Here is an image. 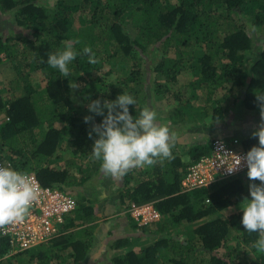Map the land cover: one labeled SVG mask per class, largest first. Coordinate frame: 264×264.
<instances>
[{
    "label": "trees",
    "instance_id": "trees-1",
    "mask_svg": "<svg viewBox=\"0 0 264 264\" xmlns=\"http://www.w3.org/2000/svg\"><path fill=\"white\" fill-rule=\"evenodd\" d=\"M87 1L90 0H56L50 17V9L39 0H0V16L13 9L16 25L27 30L20 36L27 46L22 52L18 77L23 81L32 75L43 82L41 88H35L16 77L9 85L13 89L21 83V92L13 96L0 91V116L8 118L0 120L1 162L8 152L13 169L33 173L44 187L69 193L65 186L82 185L85 179L70 176L68 167H52L48 163L63 157L66 149L78 160L92 158L96 137L95 133L89 137L92 122L86 124L83 118L90 115L98 124L103 117L89 112L86 105L91 100H115L124 92L132 95L138 105L149 97L150 88L145 82L151 78L144 79L140 62L147 50L161 56L152 70L144 69V74L161 73L164 82L173 83L178 74L193 69L197 63L201 77L208 83L223 85L229 81L225 85L228 99L234 103L239 99L247 110L257 109L256 94H264V44L249 63L245 53L253 50L257 41H264V0H175L170 8L165 7L164 0H98L88 9ZM246 8L247 13L243 11ZM76 16L86 17L85 25L77 31L69 30ZM247 24L259 28L261 37L253 40L245 28ZM70 42L77 51L90 46L98 63L91 65L86 56L78 55L69 65L71 75L64 78L46 61L49 53L62 50L61 45L65 47ZM6 43L0 34V63L2 55L13 57ZM170 51L173 56L168 57ZM198 81L196 78L194 83ZM69 82H75L77 87L71 88ZM129 112L135 115V106L129 105ZM253 145H258V138L249 134L243 138L241 149L247 152ZM209 146H193L190 159L209 154ZM172 156L123 176L117 201L120 207L132 201L138 205L151 202L160 219L174 227L191 224L189 238L178 237L179 231L174 228L170 234L165 226H158L149 233L155 237L154 242L139 249L125 245L123 253L111 258V264H264V253L253 246L259 235L244 231L242 212L226 219L222 215L244 194L250 197L249 185L244 186L240 177H234L182 191L180 180L188 163L176 151ZM99 165L97 161L94 170ZM233 195L236 200H232ZM97 218L93 206L77 204L64 216L52 239L16 251L10 261L19 260L25 253L36 264H56L67 253L75 262L85 261L98 232ZM137 224L135 220L132 226ZM231 229L237 230L238 238L233 246L226 243ZM112 240L114 247L126 243L124 236H114ZM249 251L254 254L250 261L246 258ZM9 252V241L0 236V259ZM21 262L14 264H24Z\"/></svg>",
    "mask_w": 264,
    "mask_h": 264
},
{
    "label": "rangeland",
    "instance_id": "rangeland-1",
    "mask_svg": "<svg viewBox=\"0 0 264 264\" xmlns=\"http://www.w3.org/2000/svg\"><path fill=\"white\" fill-rule=\"evenodd\" d=\"M44 6H47L50 10L48 16H53L54 10L51 8L54 6L56 0H39ZM98 0H90L86 2V7L93 8ZM106 1V0H105ZM175 3V0H164L165 7L170 8ZM246 9H243L244 12ZM86 15V14H85ZM84 15V16H85ZM16 12L11 9L5 11L0 16V34L6 38L8 45V52L13 57L8 55H2V62L0 63V91L6 94H17L21 92L23 81L31 83L35 88H41L43 82L39 79H34L32 75L28 76L26 80H21L18 76L19 67L21 64L22 52L26 49V44L20 40L21 35H25L27 30L25 28L16 25L15 17ZM85 18L74 17L68 27L69 30L77 31L80 27L85 25ZM247 19V18H246ZM246 30L253 40L261 37V30L259 28H253L249 24L246 25ZM130 30V28L128 27ZM63 34V32H62ZM65 36V34H64ZM64 36H61V40ZM69 36V35H68ZM264 41H257L253 50H249L245 54L246 63H249L253 57L258 55V50L263 46ZM64 48V45H61ZM168 57L173 56L171 51ZM143 59H140L142 64V71L144 79L151 78L150 82H145L146 87L150 88L149 97L145 100L142 99L138 105H136L135 112L138 114L142 106H147L156 111L158 115V121L166 124L171 133H174V141L171 151H176L181 159L185 163H191L189 151L196 144L206 143L209 145L211 140L215 137H222L233 143L234 146L241 148V142L245 136L252 134V132L259 127L261 123L260 108L257 106L255 110H247L241 101L227 98L225 93V85L229 81L225 80L223 85L219 83L217 85L208 83L201 77L199 65L194 63L193 69H185L178 76L176 80L171 82H164V75L157 72L148 71L144 74V69H151L155 67L157 63V57L161 56V53H152L151 50H147L142 53ZM154 60V61H151ZM147 75V76H145ZM21 82L13 86V89L9 85V81L16 78ZM198 78V82L194 83V80ZM231 82V81H230ZM230 84V83H229ZM12 89V90H10ZM10 92V93H9ZM238 90H236V95ZM148 100V102H147ZM73 101L77 104V99L73 95ZM237 104V105H236ZM236 105V106H235ZM167 110L176 112V115L172 114V119L163 115V111ZM214 115V117H212ZM8 120L7 117L1 115L0 120ZM174 122V124H173ZM178 124V125H176ZM173 126V127H172ZM174 129H172V128ZM172 129V130H171ZM4 162L6 165H10V154L4 153ZM52 167H68L70 170V176L74 175L76 178L85 179L82 185L65 186V190H69L72 198L77 204L93 206L97 213L98 229L94 241L89 248V256L85 261L75 262L71 256L67 253L62 260L56 264H111V258L118 253H123L125 245L135 249H139L148 242H154L156 239L153 236H149V233L154 231L158 226L164 227L170 234L173 233V228L179 232L176 235L180 238H189V231L192 225L182 224V226L174 227L169 224L165 219L161 218L151 224H142L141 221H137V225L130 231L124 228L125 220L133 221L130 213V204L120 207L118 201H112L115 199L116 193L120 190L122 184V178L119 180H113L106 178L101 172L100 168L95 167L97 161L93 158H83L78 160L77 157H72L69 150H64L63 157L55 160H51L48 163ZM8 166V165H7ZM142 167L143 169L146 168ZM152 167V166H151ZM245 172H241L236 178L242 179L244 186L249 185V181ZM72 178H67V180ZM117 198V197H116ZM232 200H236L237 196L233 195ZM246 194L240 200L234 201V203L225 211H223V218L226 219L230 214L240 212V203ZM133 202V201H132ZM134 204H136L134 202ZM144 204H153L151 202ZM76 208V207H75ZM131 222L130 224H133ZM186 225V226H185ZM184 226V227H183ZM114 236H124L126 243L119 247H114ZM128 237V238H127ZM238 241L237 230L231 229L227 236V245L233 246ZM248 248V247H247ZM251 250V248H248ZM224 250V248H222ZM32 251V250H31ZM16 250L11 249V252L7 253L0 259V264H14L19 260L24 264H36L29 260V254L25 253L19 260L14 259L11 262V255ZM30 252V250L28 251ZM254 257L253 252L249 251L247 254V260ZM54 263V262H52Z\"/></svg>",
    "mask_w": 264,
    "mask_h": 264
},
{
    "label": "clouds",
    "instance_id": "clouds-1",
    "mask_svg": "<svg viewBox=\"0 0 264 264\" xmlns=\"http://www.w3.org/2000/svg\"><path fill=\"white\" fill-rule=\"evenodd\" d=\"M78 55L86 56L91 65L98 63L90 46L77 51L71 42L62 50L49 53L46 62L61 77L68 78L71 75L69 65ZM69 83L71 88L77 87L75 82ZM256 98L261 123L252 135L258 138V145L250 147L244 156H236L235 164L228 170L230 173L238 171L242 161L247 167L250 199L244 198L240 203L241 224L249 234L258 233L259 238L253 246L264 253V94H256ZM136 104L132 95L123 92L115 100L104 99L101 102L96 99L86 105L89 112L103 117L98 124L90 115L83 119L86 124L92 122L88 134L92 138L95 133L96 138L91 156L100 162V170L106 178L119 180L135 168L153 166L158 160L173 158L174 134L166 124L158 121L156 111L147 106L138 114H130L129 105L136 109ZM39 193V185L27 174L13 169L11 165L0 166V230L22 222Z\"/></svg>",
    "mask_w": 264,
    "mask_h": 264
},
{
    "label": "built area",
    "instance_id": "built-area-1",
    "mask_svg": "<svg viewBox=\"0 0 264 264\" xmlns=\"http://www.w3.org/2000/svg\"><path fill=\"white\" fill-rule=\"evenodd\" d=\"M210 153L192 161L180 180L182 191L211 184L215 181L236 177L247 170L241 163L238 171L229 172L236 161V156H244L246 152L234 146L222 137H215L210 142ZM9 165V164H7ZM0 161V166H7ZM27 174L39 185L38 199L33 203L29 214L22 222L9 225L0 230V236L9 241L11 249L28 250L52 239L64 222V216L75 209L76 203L72 195L64 190L44 187L33 173ZM130 214L135 220L146 224L160 219L158 211L151 204H130Z\"/></svg>",
    "mask_w": 264,
    "mask_h": 264
},
{
    "label": "crops",
    "instance_id": "crops-1",
    "mask_svg": "<svg viewBox=\"0 0 264 264\" xmlns=\"http://www.w3.org/2000/svg\"><path fill=\"white\" fill-rule=\"evenodd\" d=\"M172 114H174V115H176V112H175V110H174V112H172V111H168L167 112V110H164L163 111V115H166L168 118H173L172 117ZM174 124V123H173ZM176 125H178V124H176ZM173 127V126H172ZM171 127V128H172ZM172 129H174V128H172ZM171 129V130H172ZM174 134V133H173ZM175 135V134H174ZM123 183V182H122ZM121 186H122V184H121ZM114 192H115V199H113V200H111L112 201V203H113V201H116L117 200V195H118V192L116 193V190H114ZM132 219V218H131ZM133 221H134V223H135V218H133L132 219ZM133 221H130L129 219L128 220H125V225H124V228L128 231H130L132 228H134V226H132V224H130L131 222H133ZM133 223V224H134ZM139 224V223H138ZM132 226V227H131Z\"/></svg>",
    "mask_w": 264,
    "mask_h": 264
}]
</instances>
